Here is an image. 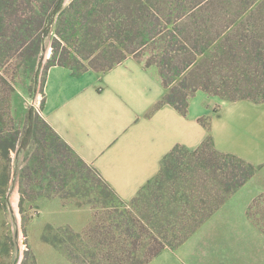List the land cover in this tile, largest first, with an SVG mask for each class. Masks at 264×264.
Instances as JSON below:
<instances>
[{"label":"trees","instance_id":"trees-1","mask_svg":"<svg viewBox=\"0 0 264 264\" xmlns=\"http://www.w3.org/2000/svg\"><path fill=\"white\" fill-rule=\"evenodd\" d=\"M87 1L72 0L65 7L64 0H31L30 7H23L24 0H0L2 42L5 44L16 31L12 51L24 47L21 57L40 67L46 37L55 31L63 35L65 28L69 32V27L75 25L78 36L86 35L96 47L105 44L95 54L98 57L103 53L110 59L101 69L112 67L129 55L144 60L143 53L150 50L145 64L158 67L167 88L163 102L174 105L183 113L187 111L190 96L198 89L228 100L264 101V77L242 75L244 72H240V68L244 65L238 55L239 52L247 57L252 54L253 59V55L260 53L261 42L256 38L264 34V0H228L221 7H217V3L211 5L216 0H193L190 1L192 4L185 0H92L91 18L87 16L90 10L86 9V23L77 26V22L68 20L66 14L76 6L86 5ZM247 30L251 36L243 34L242 31ZM61 42L54 36V53L45 70L53 64L69 66L65 54L58 52ZM10 55L12 53H6L4 57ZM260 61L257 57L252 63L258 66ZM246 63L250 64L249 61ZM37 76L34 75L36 82ZM0 81L8 82L2 75ZM13 90L14 83L10 82V94ZM28 116L29 123L24 132L13 127L12 131L6 132L0 117V163L5 159L6 167H9L11 150H15L21 141L22 149H27L36 138L39 117L32 110ZM62 143L69 147L64 141ZM40 161L44 167L46 161L43 158ZM256 169L257 165L216 149L210 136L196 149L176 145L164 157L160 172L131 199L144 200V191L158 182L156 190L159 189V193L141 212L135 213L136 221L127 220L124 230L119 227L120 239H116L115 230L112 238L103 234L99 221H95L85 230L89 240L88 245L81 247L84 256L89 259L92 254L93 260L97 259L95 264H146L163 249L184 243L254 175ZM175 172L180 176H172ZM8 178L3 179L0 174V187ZM257 200L255 198L248 206L251 219L255 217ZM137 252L145 253L144 259H139ZM73 261L76 263L78 259ZM83 262L86 264L87 261Z\"/></svg>","mask_w":264,"mask_h":264},{"label":"rangeland","instance_id":"rangeland-1","mask_svg":"<svg viewBox=\"0 0 264 264\" xmlns=\"http://www.w3.org/2000/svg\"><path fill=\"white\" fill-rule=\"evenodd\" d=\"M71 1L64 0V6L68 7ZM91 1L88 0L84 6L82 4L72 8L66 14L68 20L77 22L79 26L87 21L86 9L90 10L87 16L91 18L94 9ZM185 1L192 4L190 1L193 0ZM226 1L216 0L211 5L217 3V7H221ZM30 2L24 0L23 7H30ZM74 27H69V32L65 28L63 35L55 31L46 37L41 54L43 64L40 67L34 61L21 57L24 47L12 51L16 44L13 40L16 31L5 44L2 42L3 35H0L3 54H0V75L8 81L6 84L0 81V117L4 120V130L12 131L13 127L24 132L31 110L39 117L37 135L29 147L22 149L21 141L15 150H11L9 167L5 166L6 160L1 159L0 174L3 179L9 178L0 187V264L96 263L97 259L94 261L92 254L87 259L82 251L84 249L81 247L88 245L89 240L85 230L99 221L103 234L107 233L112 238L115 230L116 239H120L119 227L124 230L127 220L135 222V213L141 212L160 191L156 190L158 182H154L144 191V200L121 199L91 165L65 146L42 121L39 112L44 98L45 65L54 53V36L63 41L58 45V52L65 54L66 62L75 71L101 69L110 62L109 57L103 53L95 57L105 47L104 43L102 47H96L86 35L78 36ZM242 32L251 36L246 33L248 30ZM256 39L261 42L262 48L259 54L253 55V59L250 57L252 54L247 57V54L238 53L244 65L240 72L243 70L242 75L245 77L255 74L264 77V34ZM6 53L12 55L4 57ZM150 54V50L143 53L144 61ZM257 57L261 58L258 66L252 63ZM37 62L40 64V60L37 59ZM151 66L158 70L155 64ZM36 74L37 82L34 79ZM10 82L14 83L11 94ZM40 158L46 161L44 167H41L44 163ZM256 165L254 175L201 225L214 224L219 231L216 241L219 244H232V264H264V163ZM172 176L180 175L175 172ZM255 198H258V202L255 204V217L251 219L247 208ZM228 224H234L235 227L229 228ZM137 257L144 259L145 253L141 252L140 255L137 252ZM75 259L78 262L74 263Z\"/></svg>","mask_w":264,"mask_h":264},{"label":"crops","instance_id":"crops-1","mask_svg":"<svg viewBox=\"0 0 264 264\" xmlns=\"http://www.w3.org/2000/svg\"><path fill=\"white\" fill-rule=\"evenodd\" d=\"M43 92L40 116L123 200L160 172L176 145L196 149L209 136L219 151L264 163V101L198 89L183 113L163 102L158 70L133 55L107 69L50 65ZM218 235L214 224L201 226L146 264H232L233 246L219 244Z\"/></svg>","mask_w":264,"mask_h":264}]
</instances>
